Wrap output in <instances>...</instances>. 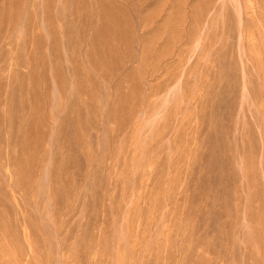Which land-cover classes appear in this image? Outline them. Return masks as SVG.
Here are the masks:
<instances>
[{
    "label": "rangeland",
    "instance_id": "rangeland-1",
    "mask_svg": "<svg viewBox=\"0 0 264 264\" xmlns=\"http://www.w3.org/2000/svg\"><path fill=\"white\" fill-rule=\"evenodd\" d=\"M0 264H264V0H0Z\"/></svg>",
    "mask_w": 264,
    "mask_h": 264
}]
</instances>
